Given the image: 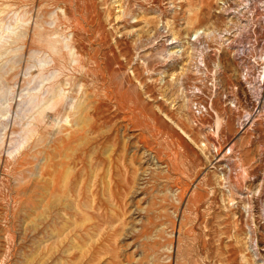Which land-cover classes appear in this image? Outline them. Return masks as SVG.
Returning a JSON list of instances; mask_svg holds the SVG:
<instances>
[{
    "label": "rangeland",
    "instance_id": "obj_1",
    "mask_svg": "<svg viewBox=\"0 0 264 264\" xmlns=\"http://www.w3.org/2000/svg\"><path fill=\"white\" fill-rule=\"evenodd\" d=\"M243 2L0 0V264H264Z\"/></svg>",
    "mask_w": 264,
    "mask_h": 264
},
{
    "label": "built area",
    "instance_id": "obj_2",
    "mask_svg": "<svg viewBox=\"0 0 264 264\" xmlns=\"http://www.w3.org/2000/svg\"><path fill=\"white\" fill-rule=\"evenodd\" d=\"M195 39H197V38H195ZM195 39H193V40H195ZM198 67H201V69L205 71V66H204L203 62H199ZM196 70H197V68H196ZM201 73H203V72L201 71ZM194 92H195V89L193 90V93ZM189 107H190V111L192 112V114L195 117H201L207 113V110L209 108V103L206 102L205 100H197L196 99V100L190 101Z\"/></svg>",
    "mask_w": 264,
    "mask_h": 264
},
{
    "label": "bare ground",
    "instance_id": "obj_3",
    "mask_svg": "<svg viewBox=\"0 0 264 264\" xmlns=\"http://www.w3.org/2000/svg\"><path fill=\"white\" fill-rule=\"evenodd\" d=\"M244 2L242 3L243 5H242V8H245V9H247L249 6V4H250V0H243ZM200 33V31L199 30H196V31H194V35H198ZM263 81H264V68H263ZM79 179V178H78ZM77 189V188H76ZM74 192V191H73ZM79 223V222H78ZM87 241V240H86ZM81 249V248H80Z\"/></svg>",
    "mask_w": 264,
    "mask_h": 264
}]
</instances>
